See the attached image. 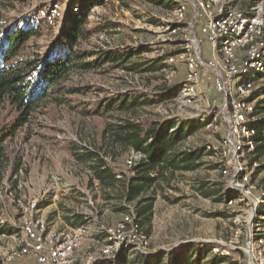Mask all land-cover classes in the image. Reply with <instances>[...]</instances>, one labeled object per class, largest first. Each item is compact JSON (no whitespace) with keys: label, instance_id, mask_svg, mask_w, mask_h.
Instances as JSON below:
<instances>
[{"label":"rangeland","instance_id":"1","mask_svg":"<svg viewBox=\"0 0 264 264\" xmlns=\"http://www.w3.org/2000/svg\"><path fill=\"white\" fill-rule=\"evenodd\" d=\"M60 2L53 25L37 14L31 0L7 5L0 12L4 23L0 35L6 28L25 24L40 32L24 44L18 59L43 62L61 54L65 49L63 33L72 16L87 11L86 27L91 32L76 46L88 54L84 61L91 65L73 67L23 123L17 125L21 110L0 96V137L6 134L0 143V264H38L34 257L21 252L26 240L23 229L36 220L43 221L44 231L35 241L41 242L46 252L62 239L76 236L71 239L78 245L72 252L73 264H142L143 257L168 264L172 251L193 243L200 248L199 254L205 245L213 244L200 264H250L246 246L259 239L264 243V155L249 165L250 192L236 189L237 175L222 171L218 155L229 130L220 115V92L214 79L210 81L205 72H200V59L198 98L184 104L179 97L187 72V62L180 59V52L190 43L186 39L189 34L199 39L198 23L194 21L192 28L188 25L194 20L193 6L182 2L187 3L186 17L177 23L171 10L181 0H172V7L151 0ZM255 2L264 6V0H220L216 8L231 4L248 8ZM76 6L80 11H74ZM104 51L127 56L121 63L106 61ZM170 51L174 53L165 57ZM195 52L199 57L197 48L194 56ZM213 57L218 58L209 43L205 59L214 61ZM138 64V68L130 69ZM263 98L264 73L256 77L251 100L256 105ZM262 117L264 110L257 115ZM160 118H194L204 123L176 149L201 148L199 165L190 171L165 172L141 198L127 200L130 166L125 160L143 154L109 147L103 130L123 119L145 123ZM86 150L98 151L105 162L112 163L122 174L116 175L119 179L108 186L95 179L93 162L75 155ZM144 198L152 202L153 215L140 225L146 236L143 245H122L114 257L104 259L101 250L109 243L114 226L123 215L131 213L135 217L134 209ZM76 214L86 219L76 226L83 229L80 233H75L76 227L64 229L63 215ZM10 228L15 232L1 231Z\"/></svg>","mask_w":264,"mask_h":264},{"label":"trees","instance_id":"2","mask_svg":"<svg viewBox=\"0 0 264 264\" xmlns=\"http://www.w3.org/2000/svg\"><path fill=\"white\" fill-rule=\"evenodd\" d=\"M18 1L20 0H0V12L2 8L13 5ZM151 1L169 7L172 0ZM168 1L169 4H167ZM82 12L85 11L82 10ZM86 12L84 15L70 17L68 27L63 33L62 44L65 49L61 51V54L58 53L54 58L46 59L43 62H40L37 58L18 59L24 44L32 37L38 36L40 33L38 29L25 24L24 26L6 28L1 31L0 96L9 99L12 105L21 110L17 125L26 120L27 114L34 110L41 100L46 99L50 91L60 83V79L73 67L88 68L91 65V63L84 61L88 54L76 47L79 42L87 39L91 33L86 27L88 18ZM3 25L4 23L0 21V28H3ZM172 53L174 51L166 53L165 57ZM103 55L106 61H119L120 63L124 62L127 56L117 51H104ZM138 66L139 64L133 65L130 69L134 70ZM255 108L256 114L264 110V98L255 105ZM203 125L204 123L199 119L194 118L179 121L173 118H160L145 123L123 119V121L108 124L104 128L102 136L107 140L109 147L119 146L122 149H131L134 152L143 154V157L130 166V175L126 179L125 198L127 200L141 198L144 192L157 184L165 172L173 174L177 170L190 171L197 167L203 151L201 148H190L181 151H176V149L182 141L194 134ZM253 125L256 128L254 138L256 144L253 157L249 159V165L259 156L264 155V117L257 118ZM5 138L6 134L1 136L0 143ZM75 155L79 160L92 161L94 178L106 186L112 185L115 180L119 179L116 177L117 174L122 175L112 163L105 162L98 151H78L75 152ZM143 201H145L144 204H141ZM152 207V202L145 198L138 202V207L134 211L135 219L139 225L142 222L150 221L153 215ZM68 222L71 226L76 227L84 224L86 219L82 214H76L70 216ZM1 231L9 234L15 232L13 228L9 230L1 229ZM212 245H205L202 250L208 253L212 249ZM199 252L200 248L196 246V243L182 245L177 252L172 251L168 264H190L192 260L193 264H200L204 252L200 254ZM142 260V264H158V260L154 257H143Z\"/></svg>","mask_w":264,"mask_h":264},{"label":"bare ground","instance_id":"3","mask_svg":"<svg viewBox=\"0 0 264 264\" xmlns=\"http://www.w3.org/2000/svg\"><path fill=\"white\" fill-rule=\"evenodd\" d=\"M32 5H36L37 14L40 15L49 25H53L56 21L57 12L61 7L60 0H31ZM183 1H187L190 5L194 7L198 16L201 18L207 19V41L210 43L212 50L217 54L218 58L213 57L214 61L212 63V68L216 71V74L223 73L222 77V89H223V97H224V106H221L220 115L226 119L229 125V130L227 134L223 137V149L218 153L220 155L223 167V172L227 174V171H233L232 175H236L237 168V158H235L236 153V125L234 124L235 120V92L233 91L234 87V59L232 58L233 54V26L231 25L232 21V10L231 6H218L216 8V3L214 0H181V3L177 5L172 11L174 15V19L178 23V21H182L186 17V7L183 4ZM31 3V2H30ZM33 5V6H34ZM38 5V6H37ZM192 8V7H191ZM74 11L78 12L77 7H74ZM220 32H222L220 34ZM188 41L186 49H183L180 52V59L185 60L187 62V72H186V80L185 83L182 84V89L179 90L180 99L183 100L184 104H191L196 100L197 89L202 81L198 76V60L199 57L193 55L194 49L197 48V43L193 41L190 34L188 36ZM191 47V51H190ZM200 62V61H199ZM201 70V69H200ZM209 79V78H208ZM215 89L219 92L220 89V81L219 79H214ZM135 158L129 157L125 161L129 166L135 164V160L140 158L139 154H135ZM119 176V175H118ZM230 203L232 200L229 201ZM31 223V222H30ZM43 221L36 220V223L27 224L23 231L26 236L25 244L21 249L23 254L28 255L33 247H37L38 244V257L45 258L47 262L50 264H73V251L76 243L73 238H67L65 241L62 239L58 244H55L54 248H50L47 252L44 251V246L41 242L35 241L40 240V237L43 234ZM32 229L33 234L28 236V230ZM27 230V231H26ZM81 227L76 228L75 233L82 232ZM75 231V230H74ZM71 233V232H70ZM72 234V233H71ZM81 236V235H80ZM66 238V237H65ZM146 236L141 232V227L138 221L135 219L134 215L128 213L123 215L120 222L114 226V231L109 238V243H107L106 247L102 249V256L104 259H110L114 257V253L117 252L120 246L133 245L135 247H141L143 245L142 242L145 241ZM77 240V239H76ZM77 242V241H76ZM53 245V244H52ZM73 247H72V246ZM90 263V261H87ZM92 262V261H91Z\"/></svg>","mask_w":264,"mask_h":264},{"label":"built area","instance_id":"4","mask_svg":"<svg viewBox=\"0 0 264 264\" xmlns=\"http://www.w3.org/2000/svg\"><path fill=\"white\" fill-rule=\"evenodd\" d=\"M218 5L220 0H214ZM233 26V54L234 59V87L235 92V120L236 125V153L237 158V186L236 189L242 188L248 194L250 182V168L248 161L253 155V150L256 144L255 134L256 128L253 123L257 119L255 113V103L251 100L254 93L256 77L264 73V6L260 2L251 4L248 8H239L231 4ZM194 20L189 22V27L195 21L199 27V39L195 36L193 41L197 43L199 59L203 63L205 76L210 79H219L220 81V104L226 108L222 102V77L223 73L216 74L212 69V63L205 59V50L209 47L207 43V19L198 16V13L193 9ZM192 28V27H191ZM222 32H220L221 34ZM206 45H205V44ZM28 230V236L33 234L32 229ZM26 230V231H27ZM38 244L33 247L28 256L34 257L38 264H50L45 258L38 257ZM247 257L250 259V264H264V243L261 239L256 243L247 245L244 249Z\"/></svg>","mask_w":264,"mask_h":264},{"label":"crops","instance_id":"5","mask_svg":"<svg viewBox=\"0 0 264 264\" xmlns=\"http://www.w3.org/2000/svg\"><path fill=\"white\" fill-rule=\"evenodd\" d=\"M41 207H38V211H42ZM43 216V215H42ZM70 217V215H63V219H64V229H70V228H74L73 226H71L68 222V218ZM77 228V227H76ZM75 228V229H76Z\"/></svg>","mask_w":264,"mask_h":264}]
</instances>
